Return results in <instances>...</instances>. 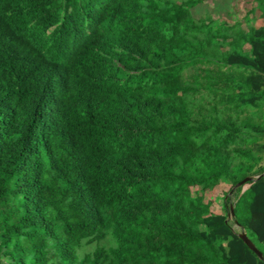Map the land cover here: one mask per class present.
Here are the masks:
<instances>
[{
	"label": "trees",
	"instance_id": "trees-1",
	"mask_svg": "<svg viewBox=\"0 0 264 264\" xmlns=\"http://www.w3.org/2000/svg\"><path fill=\"white\" fill-rule=\"evenodd\" d=\"M213 4L0 0V264H264V0Z\"/></svg>",
	"mask_w": 264,
	"mask_h": 264
},
{
	"label": "rangeland",
	"instance_id": "rangeland-1",
	"mask_svg": "<svg viewBox=\"0 0 264 264\" xmlns=\"http://www.w3.org/2000/svg\"><path fill=\"white\" fill-rule=\"evenodd\" d=\"M207 4L210 5V7H213V0H206ZM242 10L240 12L237 13V15L235 16V20L237 19H242ZM217 17V16H215ZM223 19H226L225 17ZM244 27H246V25H244ZM228 186H225L223 189H227ZM221 190H217V192H213L212 194H209L210 197H212L214 199V209L220 211L222 209V206L224 205L226 199L224 194L222 193V188H219ZM231 194V193H230ZM233 199V198H232ZM94 249V245H90V246H86L85 248H83L81 250V255L83 256L85 253L90 252Z\"/></svg>",
	"mask_w": 264,
	"mask_h": 264
},
{
	"label": "water",
	"instance_id": "water-1",
	"mask_svg": "<svg viewBox=\"0 0 264 264\" xmlns=\"http://www.w3.org/2000/svg\"><path fill=\"white\" fill-rule=\"evenodd\" d=\"M254 180L253 177H246L243 179L239 184H237L233 190H235L238 187H243V191H245L248 187L250 182ZM233 192V191H232ZM231 192V193H232ZM231 215H235L234 206H231ZM240 237L245 241V243L260 257L263 258V253L257 248L255 243L250 239V237L247 235L246 231L242 229V231L239 233Z\"/></svg>",
	"mask_w": 264,
	"mask_h": 264
}]
</instances>
